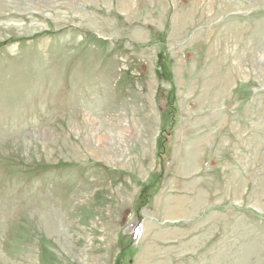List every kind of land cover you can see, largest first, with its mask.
Masks as SVG:
<instances>
[{"label": "rangeland", "instance_id": "obj_1", "mask_svg": "<svg viewBox=\"0 0 264 264\" xmlns=\"http://www.w3.org/2000/svg\"><path fill=\"white\" fill-rule=\"evenodd\" d=\"M0 264H264V0H0Z\"/></svg>", "mask_w": 264, "mask_h": 264}]
</instances>
